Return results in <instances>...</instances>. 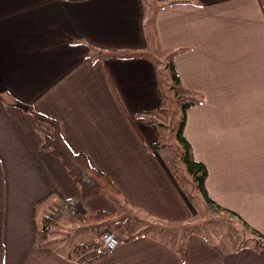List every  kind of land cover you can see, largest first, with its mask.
<instances>
[{
  "label": "crops",
  "instance_id": "crops-1",
  "mask_svg": "<svg viewBox=\"0 0 264 264\" xmlns=\"http://www.w3.org/2000/svg\"><path fill=\"white\" fill-rule=\"evenodd\" d=\"M93 48L103 57L88 58ZM151 49L170 56L191 97L184 135L208 169L209 197L264 234V0H0L4 264H264L250 244L229 248L190 230L169 242L149 232L136 237L141 231L127 225L116 250L80 257L73 244L55 246L62 225L71 230L59 212L65 201L85 215L116 208L103 196L82 200L62 163L42 148L51 125L13 100L59 122L69 147L105 172L132 207L170 224L189 222L193 210L158 130L130 119L156 118L163 108ZM153 144L159 149L150 151ZM53 213L58 224L41 242Z\"/></svg>",
  "mask_w": 264,
  "mask_h": 264
},
{
  "label": "rangeland",
  "instance_id": "rangeland-1",
  "mask_svg": "<svg viewBox=\"0 0 264 264\" xmlns=\"http://www.w3.org/2000/svg\"><path fill=\"white\" fill-rule=\"evenodd\" d=\"M123 56L126 57V55ZM128 56L131 57L132 55ZM146 56L152 58L158 68L159 83L164 95V103L162 110L156 117L157 119L153 117V120L158 123L156 126L158 128L159 139L163 144V157L168 159L171 170L178 177V185L181 187L187 202H190V207L193 210L188 222L190 225L189 230L194 233H200L219 245H227L229 248H233V246L235 248L238 247V244H240V242L243 243L244 239H255L253 233L247 230L237 218L230 216L226 212H217L208 206L197 182L188 171L183 158V146L178 139V133L183 119V109L185 105L190 103L191 97L183 93L182 88L176 85L172 79V72L168 66L170 56L167 53L158 51V49H151L146 53ZM4 103L9 106V102ZM192 104L195 103L192 102ZM159 123L162 124L163 127H161ZM102 196L105 199L108 198L116 208V212L113 215H115V221L118 220V223L111 225V228L114 229L113 231L121 232L122 234L127 225H130L131 228L137 226L138 229L143 232L142 234L149 232V234L160 236L167 239L169 242H173L168 234L166 236L158 234L156 231L158 228L156 227L164 226V229L168 230L174 229L179 224L182 225L187 223L186 221L184 223L170 224L157 220L144 214L139 209L132 207L128 202V204L123 207L121 202L118 204L109 194ZM66 210L67 209H65V211ZM65 211L62 213H65L64 217L67 218L66 223L71 230H69L66 225H62L59 229L61 234L59 236L55 234V236L60 239L55 246L57 247L60 245L61 249L65 251L66 246L71 244H73V248L80 243L85 242L89 244L93 239V234L90 237L87 234L92 232L93 228L80 224L77 217V209L72 208L71 210L68 209L67 212ZM123 219V223L122 221L119 222ZM111 222L112 221L107 224H111ZM105 229L106 227H103L102 230ZM189 230L187 232H189ZM95 232H97L96 229ZM101 233L97 232L98 235ZM176 235H178V233ZM79 238H82L81 241ZM171 238L174 237L171 236ZM92 243L89 245L90 249L93 251L94 248L92 247Z\"/></svg>",
  "mask_w": 264,
  "mask_h": 264
},
{
  "label": "trees",
  "instance_id": "trees-1",
  "mask_svg": "<svg viewBox=\"0 0 264 264\" xmlns=\"http://www.w3.org/2000/svg\"><path fill=\"white\" fill-rule=\"evenodd\" d=\"M71 2H85L88 0H69ZM94 52L88 55V58L98 59L99 57H103L104 53L101 51L93 48ZM115 56V55H110ZM172 72V79L174 80L175 84L180 86V79L176 72V69L173 64L168 65ZM11 106L18 107L30 114H32L35 119H37L40 122L47 123L51 125L53 128L54 134L52 137H45L43 138V145L42 148L45 150H50L53 155L62 163L63 167L66 169L67 173L73 180L74 184L78 186L80 192H81V198L82 200H89L91 198L99 197L105 194H109L118 202V204H122L123 207L127 205V201L123 199L121 192L119 189L115 186L113 181L110 179V177L103 171L95 168L88 156L85 153L74 152L67 142L65 141L62 133V128L59 122H57L54 119H51L45 115H42L35 111L33 107L22 104L16 100H13L10 104ZM190 104H187L184 106L183 109V119L180 127V131L178 133V139L181 145L183 146V158L184 162L187 165L188 171L192 177H194V180L197 182L198 187L202 191V194L207 201L208 206L217 211V212H226L232 217L237 218L242 225L247 230H250L253 233V236L255 239L253 240H246L244 239V242L238 244L240 246L242 245H251L254 247L255 250H257L263 257H264V234L260 233L259 231L251 228L237 213L225 209L215 201H213L207 192L206 189V181L208 178V169L207 167L194 159L192 154V147L190 143L187 141L184 135L185 125H186V111L187 108L190 107ZM131 121L134 123L135 121H142L147 123L148 125H152L156 130H158L156 126V121L153 120V117L150 116V113H144L140 116L132 117L130 118ZM160 124V123H159ZM162 126V124H160ZM150 151L158 150L159 144H153L149 147ZM5 192H6V184H5V170L2 164V161L0 159V264H4V230H5ZM67 205H64L63 207L71 210L72 208L75 209V202L72 200L65 201ZM64 208L59 209V212H63ZM77 217L78 221L84 225L92 227L93 229H96L97 232H109L113 231L114 229L111 228V225L117 224L118 220L115 221V215L108 213L106 211H100L95 214L91 215H83L79 214L77 211ZM60 217L59 214L53 213L51 216L47 217L43 222V228L39 231V239L41 242H43L46 238L49 237L51 230L58 224V218ZM111 222V224H107L108 222ZM123 223V220H120L119 222ZM95 227V228H94ZM103 227H106L105 230H102ZM153 228V227H152ZM158 228L156 231L158 234H163L165 230L162 226L156 227ZM190 229V225L188 223L179 224L174 229H171L170 231H167L168 235L171 237H179L180 234H185ZM179 235H176V234ZM143 235L142 232L137 234L136 237ZM183 240H180L177 242L179 250L183 248ZM90 249L89 244H81L80 246L75 247L72 249L71 254L80 257L84 254H86Z\"/></svg>",
  "mask_w": 264,
  "mask_h": 264
},
{
  "label": "built area",
  "instance_id": "built-area-1",
  "mask_svg": "<svg viewBox=\"0 0 264 264\" xmlns=\"http://www.w3.org/2000/svg\"><path fill=\"white\" fill-rule=\"evenodd\" d=\"M125 242L126 238L121 232L109 231L98 235L93 241L92 247L96 254H104L116 250Z\"/></svg>",
  "mask_w": 264,
  "mask_h": 264
}]
</instances>
